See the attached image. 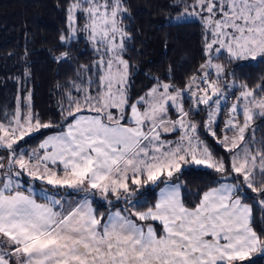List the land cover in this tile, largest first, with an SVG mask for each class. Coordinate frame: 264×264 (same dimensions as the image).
I'll list each match as a JSON object with an SVG mask.
<instances>
[{"label":"snow or ice","instance_id":"obj_1","mask_svg":"<svg viewBox=\"0 0 264 264\" xmlns=\"http://www.w3.org/2000/svg\"><path fill=\"white\" fill-rule=\"evenodd\" d=\"M178 6L201 24L199 75L183 87L155 77L134 94L127 0H70L59 39L86 34L95 59L63 86L59 121L34 113L30 93L0 121V264H255L264 256L248 202L250 190L264 207V138L256 141L253 127L264 118V83L237 82L221 62L264 64V0ZM222 107L228 119L217 136ZM205 109L203 128L227 156L192 119ZM33 137L41 142L26 150ZM190 166L220 176L194 203L184 195ZM97 196L115 210L101 213Z\"/></svg>","mask_w":264,"mask_h":264},{"label":"trees","instance_id":"obj_2","mask_svg":"<svg viewBox=\"0 0 264 264\" xmlns=\"http://www.w3.org/2000/svg\"><path fill=\"white\" fill-rule=\"evenodd\" d=\"M69 2L0 0V121L6 122L28 93L32 97L34 113L44 120H60L63 86L78 79L81 65H90L95 59L86 34L78 35L67 45L59 39L66 31ZM179 3L181 0H127L129 18L125 23L132 34L127 56L136 70L132 76L134 94H143L154 83L155 77L161 80L168 77L176 86L183 87L190 77L199 75L198 69L203 63L201 24L198 19L177 21L176 18L183 13ZM65 52L67 59L58 60ZM221 62L227 71L236 72L237 82L243 80L250 86L264 83L261 80L264 64L259 68L253 66L241 70L235 62ZM232 91L235 89L229 92V96ZM187 99L186 95V110L191 106ZM192 119L201 125L199 131L210 149L218 156H227L216 138L203 128L207 110L194 114ZM227 119V110L222 107L216 121L217 136L224 134ZM253 127L256 129L255 140L264 138V118H258ZM37 137L25 145L26 150L41 142ZM219 179V174L203 166L188 167L183 177L187 201L194 203L202 190ZM257 195L248 190V202L253 204V227L261 232L264 231V207L251 199ZM147 198L151 201L154 197ZM113 204L124 206L122 201L117 202L114 198ZM93 206L105 214L115 210L99 196ZM253 259L255 264H264V256L257 254Z\"/></svg>","mask_w":264,"mask_h":264},{"label":"rangeland","instance_id":"obj_3","mask_svg":"<svg viewBox=\"0 0 264 264\" xmlns=\"http://www.w3.org/2000/svg\"><path fill=\"white\" fill-rule=\"evenodd\" d=\"M182 14L183 13H181L178 17H181V18H179L178 19V17L176 18V20L177 21H182V20H193V19H198V18H194V17H188V18H182ZM198 76V75H197ZM185 95H187V93L185 94ZM173 138H176V134L175 133H172L170 136H169V139H173Z\"/></svg>","mask_w":264,"mask_h":264},{"label":"crops","instance_id":"obj_4","mask_svg":"<svg viewBox=\"0 0 264 264\" xmlns=\"http://www.w3.org/2000/svg\"><path fill=\"white\" fill-rule=\"evenodd\" d=\"M74 199H76V198H74Z\"/></svg>","mask_w":264,"mask_h":264}]
</instances>
